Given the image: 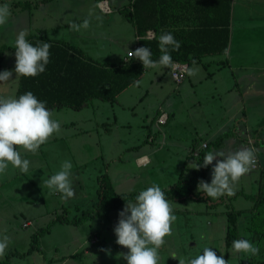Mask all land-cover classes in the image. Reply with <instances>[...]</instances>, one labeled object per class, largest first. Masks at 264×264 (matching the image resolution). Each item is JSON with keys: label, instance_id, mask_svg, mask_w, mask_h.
Masks as SVG:
<instances>
[{"label": "rangeland", "instance_id": "1", "mask_svg": "<svg viewBox=\"0 0 264 264\" xmlns=\"http://www.w3.org/2000/svg\"><path fill=\"white\" fill-rule=\"evenodd\" d=\"M20 1L26 0H0V4L8 3L12 12L9 23L0 27V48L3 44L14 46L18 32L26 29L27 35L38 33L76 46L77 42H83L94 54L93 58L102 63L118 61L129 49L135 50L131 40V25L123 11L127 7V0H115L116 8L111 0L114 8L111 14H104L97 8L98 0H51L43 7L33 4L26 9L19 4ZM235 18L236 21L239 18L238 9ZM84 19L90 22L87 29L75 31L71 28L73 23L82 25ZM117 36L122 38L119 44L106 45L102 41L104 37L117 39ZM214 58L225 60L222 54ZM210 59L213 58H206V61ZM15 62V51L7 50L0 72L8 70L13 75L7 82H0V98L16 97L19 76L14 71ZM224 65L194 60L188 71L193 74H189L181 85H177L162 66L156 68L157 72L154 68H146L137 82L119 98L126 105L125 110L118 101L100 99H95L82 110H52L53 119L61 125L60 131L42 145L36 154L17 146L22 157L30 161L28 172H21L10 165L6 174L0 175V238H10L6 254L0 261L9 258L10 264H127L119 254H126L128 249L116 244L114 233L119 212L125 205L97 217L89 214L79 224L53 223V220L63 213L69 218H77L82 217L87 209L89 213L96 211L97 179L105 172H108L118 193L139 194L153 184L159 185L162 190L174 185L184 167L187 154L184 147L179 148V151L184 149L181 153L172 154L169 150L173 146L168 141L164 148L151 157L153 162L148 167L137 166L134 151L141 154L159 148L157 142L148 141L150 130L157 131L160 128L166 131L179 118L183 122L195 117L202 119L211 106L204 101L200 103V91L193 87L197 86L196 76L207 74V70L211 72L223 68ZM224 71L226 74L229 69L225 68ZM226 78L232 79V74L228 72ZM258 91H262L263 95L255 99L248 97L244 109L237 114L238 120L246 115L251 130L246 131V126L242 125L239 134L227 139L225 145L218 146L211 141L209 151L227 154L241 147H250L256 150L259 166L253 167L239 180L231 196L224 195L216 201L205 198H190L186 201L170 199L176 221L172 225L173 234L165 238L166 243L159 249L160 264H179L178 259L171 257L173 253L177 257L195 258L203 254L204 247H211L229 264H262L264 255L234 253L233 247L228 249L226 245L227 211L233 210L238 212L239 239H247L258 248L260 243L264 246V238H260L258 243L259 235L247 228L256 202L260 195H264V143L255 142L253 145L250 142V138L254 140L259 135L264 136V86H259ZM160 105L175 114L168 126L157 124L155 113ZM128 119L131 126L126 123ZM176 136H180L183 143L192 145L190 138H183L181 134ZM190 156L191 167L197 164V159H193V150ZM65 160L71 161L73 165L75 190L74 197L67 202L62 200L60 193L53 194L43 183L60 170ZM214 164L215 161L206 178L208 183L211 182ZM185 173L190 176L192 168ZM26 222H29L28 226H24ZM43 229L45 231L41 232ZM34 233L39 235L37 248L28 253ZM96 233L100 241L93 236ZM201 235L204 239L200 238ZM75 248L78 250L73 254ZM102 249L110 250V254Z\"/></svg>", "mask_w": 264, "mask_h": 264}, {"label": "clouds", "instance_id": "2", "mask_svg": "<svg viewBox=\"0 0 264 264\" xmlns=\"http://www.w3.org/2000/svg\"><path fill=\"white\" fill-rule=\"evenodd\" d=\"M12 16L8 3L0 4V27L9 23ZM89 20L84 19L82 25L73 23L71 28L80 31L89 27ZM27 30L18 32L15 49V74L23 77H36L46 70L50 62L51 45L39 41L33 46L26 39ZM160 57L152 59V51L149 47H139L135 51H129L130 57L139 60L143 68H156L170 66L172 57L169 49L178 51L181 43L171 33L162 32L158 37ZM189 74H193L190 71ZM12 71L0 72V82L11 79ZM59 121L53 119V113L46 107V102L39 100L31 91L20 95L18 98H0V175L6 174L9 166L28 172L30 161L22 157L17 146L36 154L42 145L60 131ZM256 150L250 147H241L234 152L215 153L205 155L202 164H193L190 168L199 170L215 164L211 172V182L200 180L197 191L206 194L211 201L218 200L221 196L234 194V186L239 180L248 174L257 161ZM219 157V159L217 158ZM71 161L65 160L61 168L50 178L43 181L53 194L60 193L62 200L67 202L75 195L72 181ZM176 221L171 203L166 198L165 192L157 184H153L146 190H141L135 197V202H127L119 212L118 223L114 227L116 244L127 248V253H121L127 264H160L159 249L166 243V237L173 234L172 225ZM204 239V236H200ZM10 238H0V258L6 254ZM234 253H245L255 256L259 248L247 239L233 241ZM110 254V250H104ZM178 259L179 264H228V260L218 256L211 247H204L203 254L195 258L186 259L171 255Z\"/></svg>", "mask_w": 264, "mask_h": 264}, {"label": "trees", "instance_id": "3", "mask_svg": "<svg viewBox=\"0 0 264 264\" xmlns=\"http://www.w3.org/2000/svg\"><path fill=\"white\" fill-rule=\"evenodd\" d=\"M51 0H42L33 3L30 0L20 1L23 8H30L33 4L39 6L41 3ZM153 7L150 12L145 8ZM231 4L232 0H198L193 3V9L197 16L192 21L193 27L190 29H170L161 21L162 12L160 8L165 6L162 0H134V11L129 8H123L128 19L132 20L140 34H145L149 28L156 31L152 39H140L139 47H149L152 51V59L158 60L161 53L158 47V37L162 32L171 33L174 38L181 43L178 51L169 49L172 61L179 60L189 64L196 57H202L211 54L225 53L228 49L231 35ZM152 12H155V19H152ZM26 39L33 46L39 41L47 42L51 45L50 62L46 66L45 72L36 77L19 76V85L17 87L16 98L31 91L39 100L46 102V107L52 111L54 109L71 108L73 110H82L95 100L118 101L122 92L132 86L144 74L146 68L135 57L130 59H120L112 63H102L93 57L87 55L82 48L69 44L66 41H56L43 35L30 34ZM7 50H14V46L3 44L0 48V68L5 59ZM224 135L219 136L215 145L221 146ZM210 142L200 150L197 164H202L206 154L210 153ZM190 155L188 159H190ZM181 170L178 180L169 188L163 189L168 200L175 199L186 201L190 198H205L210 200L206 194L197 191V184L200 180L206 181L208 172L211 168L201 167L199 170L193 169L190 177H185V166ZM98 205L96 211L85 210L82 217L69 218L67 215L59 214L54 218L53 223H71L79 224L83 219L91 214L93 217L107 214L112 210L124 206L127 202L135 201L138 193H118L111 182L108 172L101 174L98 179ZM206 196V197H205ZM228 213V231L226 245L228 249L233 241L239 239V228L237 225L238 212L229 210ZM241 214V212H239ZM249 231L255 232L260 238H264V195H260L252 211ZM49 229V228H48ZM45 229L41 230V232ZM39 235H32V244L28 253L34 251L37 247ZM259 253L264 255V246L260 243ZM9 254L7 256L9 257ZM227 251V257H229ZM0 264H10L9 258L0 261ZM229 264V263H228ZM264 264V258L262 261Z\"/></svg>", "mask_w": 264, "mask_h": 264}, {"label": "crops", "instance_id": "4", "mask_svg": "<svg viewBox=\"0 0 264 264\" xmlns=\"http://www.w3.org/2000/svg\"><path fill=\"white\" fill-rule=\"evenodd\" d=\"M32 1V0H30ZM42 0H36V2H41ZM100 1V0H98ZM97 1V8L99 10L100 7ZM110 7L112 8V12H114V8L111 5V0H106ZM114 1V7L116 8L117 1ZM166 3L165 6L160 8L162 12V17L160 18L163 24H166L170 27V29H190L193 27L192 21L195 18L194 15H198L197 12L193 9V3L198 0H162ZM47 2L41 3L39 7H43ZM192 4V5H191ZM127 8H129L130 12L134 11V0H127ZM150 3H148V7L145 6L148 12L153 9L150 7ZM38 7V6H37ZM125 8V7H124ZM238 9L239 18L236 21L235 11ZM102 11V10H101ZM103 12V11H102ZM104 14H111L105 13ZM152 19H155V12L150 14ZM130 22V32L133 36L131 40H133L132 44L135 49L139 48L140 39H152L156 35V31L153 28H149L145 34H140L138 32L136 24L128 19ZM231 35L228 49L225 53H221L225 56V60L223 59H215L214 56L218 54H211L202 57H196L194 60L199 62H214V63H225L223 68H216L214 71L208 72L207 74H201L199 77L196 76V87L193 86L196 90L200 91V103L205 102L211 106V110H209L202 119L193 118L190 120H186L183 122L180 118L178 121H174L170 128H167L166 131L162 129H158L157 131L150 130L147 134V139L149 142L156 143L159 145V148L156 150H152L151 152L144 151L140 154L137 150L135 153V161L138 167V158L145 156L147 163L144 165L148 167L152 164V156H154L159 150L164 148V146L169 143L173 146L171 150H169L172 154H179L185 149L187 165L185 166V171H189L190 168V159L188 156L192 150H195L202 146L203 143H209L211 141H215L219 136L224 135L222 140V145H225L227 139H230L234 135L239 134V129H241L242 125L246 126V131L251 130L248 126V119L246 115H243V118L238 120L237 114L241 109H244V103L248 100V97L253 99L257 97H261L263 95L262 91H258L259 86H264V0H232L231 4ZM152 31L154 33V37H147V32ZM41 35V34H39ZM122 36V35H121ZM118 37V38H117ZM115 38H106L102 39L103 43H118L122 38L117 36ZM52 39V38H51ZM130 39V38H129ZM77 46L83 49L85 53H90L91 57H94L92 51L86 44L83 42H77ZM130 51V49L128 50ZM135 51V50H134ZM128 53V52H127ZM126 55H124V59H126ZM206 58H213L209 61H206ZM122 59V58H121ZM225 61V62H224ZM116 62V61H114ZM104 63H112V62H104ZM160 67V66H159ZM167 72H169V66L165 67ZM191 67V63L189 64V70ZM151 68V67H150ZM157 68V67H156ZM155 69V72L157 70ZM225 68L229 69L226 74L229 72L232 74V79L226 78ZM208 69V68H207ZM224 69V70H223ZM218 72H217V71ZM170 73V72H169ZM189 75V73H188ZM187 75V78H188ZM192 75V74H191ZM223 75V76H222ZM186 78V79H187ZM185 82V81H184ZM211 82L213 83L212 86ZM221 82V84H220ZM233 82V83H232ZM199 83V84H198ZM195 84V83H193ZM131 87V86H130ZM129 87V88H130ZM249 89V93L247 92ZM127 90V89H126ZM125 90V91H126ZM124 91V92H125ZM122 92L120 96L124 93ZM119 96V98H120ZM215 98L218 99L215 102ZM118 102L121 104L122 108H126L125 104H122L118 99ZM166 111L168 113V121L164 125H169L171 120L174 119V113L167 111L162 105H160L157 109L156 119L160 116L161 112ZM260 112H263L261 110ZM118 117L115 118V120ZM124 118V117H123ZM127 125L131 126V121L126 120ZM158 124V123H157ZM123 126L126 124H122ZM159 125V124H158ZM162 125V124H160ZM180 127V128H179ZM263 130V129H262ZM161 132V133H158ZM176 134L183 135V138H190L192 140V145H187L183 143V139L180 136H176ZM180 138V139H176ZM250 142H255L263 144L264 136L255 138L252 140L250 138ZM252 145V146H253ZM184 147L183 150L179 151V148ZM189 147V148H188ZM193 170V169H192ZM186 174V173H185ZM191 176V175H190ZM185 175V177H190ZM178 180V179H177ZM85 197L83 198V200ZM29 225V222H27ZM97 237V241H100L101 238L99 234L93 235ZM97 243V242H95ZM77 248L73 251L77 253ZM64 262V261H63ZM62 262V263H63Z\"/></svg>", "mask_w": 264, "mask_h": 264}, {"label": "built area", "instance_id": "5", "mask_svg": "<svg viewBox=\"0 0 264 264\" xmlns=\"http://www.w3.org/2000/svg\"><path fill=\"white\" fill-rule=\"evenodd\" d=\"M98 5L103 12H105V13H111L112 12V8L110 7V5L108 4V2L106 0L98 1ZM146 36L149 38H152V37H154V33L152 31H148ZM130 51H132V50H130ZM130 58H132V57H130L127 53L126 59H130ZM188 71H189V63L188 62L174 60L172 62V64L169 66L170 75L177 85H181L185 81V79L187 78V75H188ZM168 118H169L168 113L166 111L162 110L160 116L157 119V123L159 125L160 124L164 125L167 123ZM251 143L253 144V142H251ZM206 146H207V143H203L202 146L193 150V156H194L193 159L194 160L198 159L201 148H204ZM137 162L140 166H144L147 163V160L145 159V156H142V157L138 158ZM258 166H259V164H258V160H257L254 168H256ZM24 226H28V223L26 222L24 224ZM94 242H96V239H94Z\"/></svg>", "mask_w": 264, "mask_h": 264}, {"label": "water", "instance_id": "6", "mask_svg": "<svg viewBox=\"0 0 264 264\" xmlns=\"http://www.w3.org/2000/svg\"><path fill=\"white\" fill-rule=\"evenodd\" d=\"M206 197V196H205Z\"/></svg>", "mask_w": 264, "mask_h": 264}]
</instances>
